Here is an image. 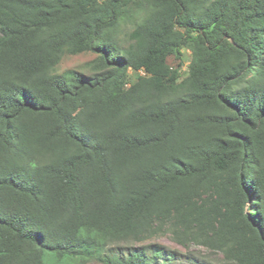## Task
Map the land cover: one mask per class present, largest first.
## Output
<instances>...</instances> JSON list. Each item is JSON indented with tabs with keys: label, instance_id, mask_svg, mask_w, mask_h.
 <instances>
[{
	"label": "trees",
	"instance_id": "obj_1",
	"mask_svg": "<svg viewBox=\"0 0 264 264\" xmlns=\"http://www.w3.org/2000/svg\"><path fill=\"white\" fill-rule=\"evenodd\" d=\"M165 231L264 264V0H0V264Z\"/></svg>",
	"mask_w": 264,
	"mask_h": 264
},
{
	"label": "rangeland",
	"instance_id": "obj_2",
	"mask_svg": "<svg viewBox=\"0 0 264 264\" xmlns=\"http://www.w3.org/2000/svg\"><path fill=\"white\" fill-rule=\"evenodd\" d=\"M184 72L185 66L188 63L189 52L184 51ZM95 56L89 53L78 55H64L56 67V73H63L67 70L78 72H87L86 64ZM168 64L175 67L176 62L173 58H168ZM148 245H157L171 252V256L166 263L161 260L159 264H232L228 261L221 251L214 250L206 245L197 242H190L182 245L175 241L169 231H165L160 235L145 240V241H127L118 242L108 245L105 248L104 254L107 255H126L130 251L141 249ZM84 264H101L98 261H88Z\"/></svg>",
	"mask_w": 264,
	"mask_h": 264
}]
</instances>
